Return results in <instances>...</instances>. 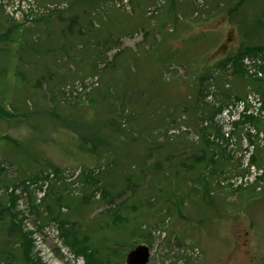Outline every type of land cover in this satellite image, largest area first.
Instances as JSON below:
<instances>
[{
	"label": "rangeland",
	"instance_id": "374dc122",
	"mask_svg": "<svg viewBox=\"0 0 264 264\" xmlns=\"http://www.w3.org/2000/svg\"><path fill=\"white\" fill-rule=\"evenodd\" d=\"M50 1L0 0V264H29L1 210L14 197L34 258L87 264L47 205L31 208L47 182L100 264H127L140 244L148 264H264V173L250 180L248 125L235 133L216 111L250 89L264 102V80L242 57L205 79L229 54L264 48V0H57L62 10L47 14ZM96 73L86 99L61 102L63 85ZM259 155L264 168V144ZM79 166L84 176H73ZM242 180L254 186L237 188ZM14 244L17 258H5Z\"/></svg>",
	"mask_w": 264,
	"mask_h": 264
},
{
	"label": "trees",
	"instance_id": "16d2710c",
	"mask_svg": "<svg viewBox=\"0 0 264 264\" xmlns=\"http://www.w3.org/2000/svg\"><path fill=\"white\" fill-rule=\"evenodd\" d=\"M92 1V0H90ZM98 3L101 2V0H95ZM264 49L263 46H249L246 47L243 51H240L238 53H231L228 56L222 58L221 60H219L216 63V66H219L221 68H226V64L229 61H234L235 65H239V61H240V57H242L243 55L247 54L248 52L252 51V50H261ZM119 54L115 56V58H118ZM211 69L212 67H209L207 72H206V77L205 79H208L209 74L211 73ZM204 79V80H205ZM220 107L216 108V111H219ZM248 121L253 122L254 124H257L258 122H260L257 118L254 117H248L247 118ZM5 138H8V136L4 135ZM205 140H207V143L209 144L211 141L208 139V137L205 138ZM214 144L212 143V145H210L209 147H212ZM96 146V145H94ZM212 157H211V162L214 164L215 162H218L217 159H215V154L212 153ZM253 160L255 162L258 161L259 158V152L256 153V155H253ZM205 171H208L207 168H205ZM206 178V174H203ZM206 178L203 177V188L206 190H208V182L206 180ZM53 195H57L59 197H65L64 196V191L60 192L55 191V192H49L48 194V200L45 202V204L47 205V208L50 209V211H52V213L54 214L53 218H57L59 219L60 223H61V229L63 230V235L66 237V241L71 244L74 247V250L79 253V254H83L87 260V264H100L101 262H97L98 258H100V250L98 248L95 247H91V250L88 251V246H87V239L86 241L83 240L82 237H80L79 235L76 234V229L74 227L69 228L67 227V225L69 224V222H71L69 219H63L61 217H59V211L56 210V206H59L60 201L59 198H57V200H53L52 196ZM52 198L51 201H49ZM49 201V202H48ZM15 202H16V198H12V202H11V206L7 207V206H3L1 207L2 212H6L9 215V219L10 221L7 223V227L9 232L13 235V238L15 239V241H17V243H22V249L24 251V255H23V260L26 261L29 264H44L42 263L39 259L34 258L31 255V251H32V244L33 241L29 238V236L23 231L21 224L17 223L15 221V213L12 211V209L15 207ZM48 202V203H47ZM44 204V205H45ZM33 207V209L35 210L36 214H40V209L38 208V206H36V203H33L31 205ZM115 219L117 220V222L119 221V215H115L114 214ZM113 224L112 225H116V223L114 222V219L112 220ZM121 222V221H120ZM72 223V222H71ZM73 224V223H72ZM92 242L90 241V245ZM16 245L14 244V246H9L8 250L6 251L4 257L5 258H14L16 259L17 256L15 255L17 252V249L14 248Z\"/></svg>",
	"mask_w": 264,
	"mask_h": 264
},
{
	"label": "water",
	"instance_id": "95a60500",
	"mask_svg": "<svg viewBox=\"0 0 264 264\" xmlns=\"http://www.w3.org/2000/svg\"><path fill=\"white\" fill-rule=\"evenodd\" d=\"M150 251L146 245H139L127 256L128 264H147L149 261Z\"/></svg>",
	"mask_w": 264,
	"mask_h": 264
}]
</instances>
